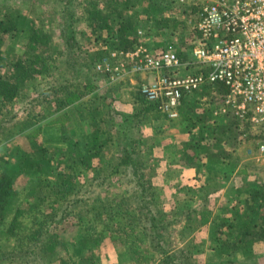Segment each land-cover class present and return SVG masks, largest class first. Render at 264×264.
I'll list each match as a JSON object with an SVG mask.
<instances>
[{
  "label": "trees",
  "instance_id": "1",
  "mask_svg": "<svg viewBox=\"0 0 264 264\" xmlns=\"http://www.w3.org/2000/svg\"><path fill=\"white\" fill-rule=\"evenodd\" d=\"M42 1L23 0L25 4L35 5L36 9ZM71 2L54 0L48 10L51 23L45 25L41 19L43 8L40 16L33 18L29 13L5 10L7 0H0V144L6 139L5 133L10 134L8 128L2 126L4 112L23 94L35 91L30 103L34 107L42 106L46 112L54 107L51 116L80 98L82 90H74L70 78L63 79L56 68V60L61 56L66 60L94 59L89 53L88 58H83L86 45L79 41V34L86 37L84 43L89 47H99L98 62L110 51H131L142 45L154 55L170 48L181 61L190 63L191 48L200 40L195 25L200 9L206 4V0H81L74 10ZM163 4L165 7L161 6ZM178 13L182 14L179 15L182 20H177ZM170 26L173 36L180 33L178 45L170 43L160 48L163 43L156 41L152 48L150 43L160 39ZM55 34L60 42H54ZM103 46L108 52L101 50ZM190 64L187 69L191 72L206 71L201 65ZM95 68H92L94 74L103 72ZM41 85L45 88L39 92ZM89 85L92 84L86 86ZM96 86L92 85L91 89ZM226 92L222 84L207 83L181 103L179 117L189 135L184 134L174 142L181 146L179 162L193 170V177L186 181L187 192L206 189V182L210 184L221 176L220 170L206 166L207 161L219 162L220 157L225 159L232 155L238 141L249 145L248 151H256L264 138L262 129L249 121L238 119L229 111L222 114ZM133 95L142 101L144 111L153 109L166 119L160 102L148 101L140 90ZM195 128L200 133H194ZM87 130L86 143L74 140L70 132L64 131L59 140H48L52 144L32 140L31 152L20 155L11 149L4 157L0 156L5 165L16 161L17 167L29 176L27 179L23 175L26 184L19 190L16 169L5 167L6 170L0 172V240L3 238L14 245L10 252L0 251V264H93L96 249L107 238L123 254H129L134 264H142L155 259L153 238H160H157L158 244L162 240L167 243L163 235L178 220L182 198L174 199V210L165 212L160 207L161 191L157 190L152 178L157 168L168 167L169 160L161 163L159 158L157 166H146V159L153 157V144L159 148L166 145L154 141L142 152L146 156L141 159V142L138 144L135 135L131 140L122 138L124 145L121 148L115 145V158H107L110 139L101 127V120H93ZM132 142L139 148L128 149ZM254 168L256 173L261 172L256 166ZM249 171L235 174L244 179L245 184L228 190L229 203L223 198L213 206L203 200L190 214L189 219L194 224L182 226L198 228L217 220L213 239L222 255H253L257 244L264 243V173L257 176ZM48 172L54 174V178H50ZM115 184L124 186L122 192L117 193L118 198L109 196L101 200L102 190L112 192ZM85 198L94 204L83 210L81 204ZM186 198L185 195L184 200ZM171 213L173 220L169 219ZM73 225L76 227L74 237H62L61 233ZM143 236L152 247L150 253L144 249L147 246L143 247ZM159 250L162 255H159V264H191L186 253L181 252L182 248L168 251L161 246Z\"/></svg>",
  "mask_w": 264,
  "mask_h": 264
},
{
  "label": "rangeland",
  "instance_id": "2",
  "mask_svg": "<svg viewBox=\"0 0 264 264\" xmlns=\"http://www.w3.org/2000/svg\"><path fill=\"white\" fill-rule=\"evenodd\" d=\"M80 1L81 0H72L70 3L71 8L74 10L78 8L77 4ZM53 2L54 0H43L39 2L40 8L36 9L34 8L35 5L29 3L25 4L23 0H7L8 6L6 7L7 9H4L13 13H29L34 18L40 16V10L43 8L45 11L41 19L45 25H48L51 23L52 19V16L48 15V10L50 9V5L52 7ZM161 6L165 7L164 4ZM177 15V20H182V17L179 16L182 14L178 13ZM59 20L61 19L58 18L57 22H59ZM171 26L162 33L160 39H154L150 43L152 48L156 45V41H161L163 43L160 48L166 47L167 45L169 46L170 43L174 46L178 45L180 33L178 32V34L173 36L170 29ZM85 39L86 37L79 34V41L82 42L84 46L86 45L83 51V58H88L87 55L89 53L93 55L94 61L86 59L66 60L64 56L56 60V68L62 78H70L72 82L71 87L74 90H82L81 92L83 93H81L82 95L80 94V98H75V102L71 103L64 110L58 113L56 112L57 114L55 113L51 116L54 107L48 109V112H46L47 110L43 109L42 106L39 105L34 107L33 104L30 103L35 96V91L30 90L23 94L20 100L16 101L9 110L4 112L2 126L4 129L8 128L7 130L10 134L7 136V133H5L6 139L0 144V156L4 157L11 149H13V151H18L20 155L26 151L31 152L32 140L44 144H52V141H54L53 139L59 140L63 137L64 131L70 132V136L73 137L74 140L86 143L89 134L85 133V131L88 132L87 129L91 127V122L93 120H101V127L106 130L107 139H110V146L106 151L107 158H115V145H120L121 148L124 145L122 138L131 140L132 136H138L137 142L138 144L141 142L140 147L142 149L139 151L141 159L146 156L145 152L144 154L142 152L154 141H159V144H164L166 147L159 148L156 146L157 144H153V157L151 160L149 159L150 156H147L146 166H157L159 158L161 159V163L164 162V160H169L167 164L168 167L161 166V168H157L152 178V182L157 187V190L161 191L160 207L163 208L165 212H171L175 207L172 201L178 199V197L182 198L181 203L183 206L181 208V214L177 216L178 220L170 225L167 231L164 232L163 239L167 240V243L162 240V242L158 244L157 238L160 239L158 236L152 239L155 246V249H152L155 252L153 258H155L156 261L151 258L150 261H144L142 264H159L161 260L160 256H162L159 250L161 246L168 249V251L182 248L183 250H181V252L186 253L191 264H264V243L257 244L253 255L239 253L234 257L229 254H220L218 252V243L213 239V231L216 227L217 220L211 221L209 224L198 228H188L187 226L182 228L185 223L194 224V221H190L189 219L190 214L194 208H197L203 203V200L213 206H216L223 198L227 202L226 198L229 197L227 194L229 192L228 190L234 189L233 186L236 187L245 184L244 179L241 177L238 178L235 174H239L243 171L248 173L250 172L249 170L254 172L257 176L264 173V159L255 160L252 153L247 149L249 145L246 146L242 144L241 141H238L239 143L237 142L232 150V155L225 159L220 157L219 162L210 160L206 163V166L210 169L215 167L214 169L220 170L221 176L211 181L210 184L206 182V189L187 192L188 186H186V181L193 177V170L179 162L178 154L181 153H179L178 150L181 146H178V143L174 142L177 141L176 139L184 137V134H186V136L189 135L187 134L188 132H186L187 127H184L185 125L182 122V118L168 119V117H166L165 119L164 116L153 109L149 108L144 111V104L142 101L137 100L133 95L134 92L139 91L140 80L137 79V75L125 73V75L123 74L120 78H116L115 75L105 71L94 74L92 68H95V66L100 63L98 62L100 59L97 61L96 53L99 47H89L84 43ZM53 40L54 42L61 41L60 38L57 37V34L54 35ZM97 45L100 46V44ZM102 49L107 52L109 50L105 48V46H103L101 50ZM168 49L172 51L170 48ZM95 71H97L96 68ZM88 83L94 86L97 85V88L95 87L94 90L91 89L92 85L87 87L86 85ZM44 88L45 86L41 85L38 91L40 92ZM52 97L55 101L56 96L53 94ZM45 114L49 116L45 117ZM93 116H95L96 119H94ZM111 130L113 132H111ZM196 130V128L193 130L194 133H200ZM198 136L197 134L196 137ZM48 140L52 141L48 142ZM127 148L134 149L139 148V146L137 143L135 144L132 142ZM255 162L256 168H259L261 171L260 173L259 171L256 173L255 166H250ZM244 164L247 165L244 166ZM17 165L18 164L14 160L10 161L8 165H5L0 160V172L6 170L4 169L5 167L16 169L14 173L19 176V190H21L26 184V179L23 175H25L27 179H29V176L24 174ZM146 170L147 167L145 168V171ZM104 174H107L106 171H104ZM48 175L51 176L50 178H54V174L48 172ZM247 176H249L248 178H253L251 175ZM204 179L205 177L202 178L203 182ZM180 183L182 184L181 186L184 185V187H181L179 185ZM189 186H191V184ZM123 187L122 184H115V186L111 187L112 192L102 190L99 196L101 200L108 199L110 198L109 196L118 198L119 194L117 193L122 192L124 189ZM162 189L165 193H163ZM185 192L186 194H184ZM185 195L187 196L186 200H184ZM189 195H191V198H188ZM93 204L91 200L85 198L81 204V208L83 210L89 209ZM169 215V219L173 220L172 213ZM75 228V225L71 227L68 226L61 233V236L67 239L73 238V233L76 230ZM224 230L227 229L224 228ZM223 232L227 233V231ZM143 242L145 244L143 247L147 246L144 249H146L147 253H150L152 247H149L148 242H146V237H144ZM0 243V251L10 252L14 248L12 242L4 240L3 238L0 240ZM86 250L87 248L84 251L86 252ZM120 250L121 249L116 248L108 238L105 239L102 246L95 251L96 260L93 261V264H134L129 254H123ZM178 254L180 255L179 252L177 256Z\"/></svg>",
  "mask_w": 264,
  "mask_h": 264
},
{
  "label": "built area",
  "instance_id": "3",
  "mask_svg": "<svg viewBox=\"0 0 264 264\" xmlns=\"http://www.w3.org/2000/svg\"><path fill=\"white\" fill-rule=\"evenodd\" d=\"M195 26L200 40L191 48V64L174 51L154 55L139 45L109 52L96 69L116 78L125 73L142 76L140 92L148 101L160 102L169 119L180 116L189 94L207 83L222 84L227 90L222 114L229 111L264 134V0H206ZM189 64L206 71L191 72ZM249 152L264 159V138Z\"/></svg>",
  "mask_w": 264,
  "mask_h": 264
},
{
  "label": "crops",
  "instance_id": "4",
  "mask_svg": "<svg viewBox=\"0 0 264 264\" xmlns=\"http://www.w3.org/2000/svg\"><path fill=\"white\" fill-rule=\"evenodd\" d=\"M137 79H139L140 80V82L142 81V76H140V75H137ZM256 160H258V159H256ZM260 160V159H259Z\"/></svg>",
  "mask_w": 264,
  "mask_h": 264
}]
</instances>
